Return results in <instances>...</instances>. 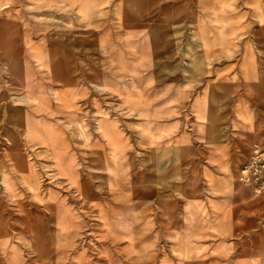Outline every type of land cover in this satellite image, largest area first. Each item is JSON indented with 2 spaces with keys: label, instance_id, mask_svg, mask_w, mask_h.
Wrapping results in <instances>:
<instances>
[{
  "label": "rangeland",
  "instance_id": "obj_1",
  "mask_svg": "<svg viewBox=\"0 0 264 264\" xmlns=\"http://www.w3.org/2000/svg\"><path fill=\"white\" fill-rule=\"evenodd\" d=\"M217 3L209 24H160L170 39L89 55L48 39L41 89L7 67L24 90L0 88V264H264V196L241 181L264 145V0ZM48 4L0 0V17L71 33L72 9Z\"/></svg>",
  "mask_w": 264,
  "mask_h": 264
},
{
  "label": "crops",
  "instance_id": "obj_2",
  "mask_svg": "<svg viewBox=\"0 0 264 264\" xmlns=\"http://www.w3.org/2000/svg\"><path fill=\"white\" fill-rule=\"evenodd\" d=\"M45 1L47 5L50 3V6L53 7H70L74 15L75 28L67 34L59 33L51 35V37H48L47 34L43 37L42 35L35 36V33L21 31L15 26L20 22L19 18H15L14 21L10 17H0V88L24 90L16 79L10 77V73L7 71V67H10L12 63L24 74L25 82L31 91L34 88L47 87L46 79L35 69L32 56L40 57L42 51L48 49V39H72L73 47L77 44L78 48L80 43L87 44L89 45L87 51L80 53L79 48V54L89 55L91 54L89 48L91 45L94 46L96 41L103 42L106 50L109 49L112 41L117 40L142 41L150 39L156 41L165 39V34L168 35L167 39H170L172 38L171 32L160 33V24H196L201 22L209 24L213 20L211 13L219 6L217 3L219 0ZM238 1L241 2V0ZM243 1L251 2V0ZM5 28H10L11 31H5ZM16 28L19 31L15 30ZM217 38L218 33L207 32L205 34L207 40ZM253 124L256 125V122L253 121ZM261 125L262 129L259 130L258 135L264 138V124ZM49 149L52 151L51 156L61 162H63L64 156H67L60 145L55 149ZM9 152H11L9 156L11 167L15 174L17 168L26 167L28 169L27 174L18 176V179H30L34 173L30 160L22 151ZM10 180L9 173L1 170L0 183L8 194L9 190L6 185L12 182ZM1 225L0 222V228H2ZM253 256L255 259H264V256L255 254Z\"/></svg>",
  "mask_w": 264,
  "mask_h": 264
},
{
  "label": "built area",
  "instance_id": "obj_3",
  "mask_svg": "<svg viewBox=\"0 0 264 264\" xmlns=\"http://www.w3.org/2000/svg\"><path fill=\"white\" fill-rule=\"evenodd\" d=\"M264 146V145H263ZM255 149L248 163L241 170V181L248 184L256 194L264 196V147Z\"/></svg>",
  "mask_w": 264,
  "mask_h": 264
},
{
  "label": "bare ground",
  "instance_id": "obj_4",
  "mask_svg": "<svg viewBox=\"0 0 264 264\" xmlns=\"http://www.w3.org/2000/svg\"><path fill=\"white\" fill-rule=\"evenodd\" d=\"M252 129H253V128H252ZM250 135H251V134H250ZM243 184H246V183L243 182ZM247 185H248V184H247ZM248 186H249V185H248Z\"/></svg>",
  "mask_w": 264,
  "mask_h": 264
}]
</instances>
